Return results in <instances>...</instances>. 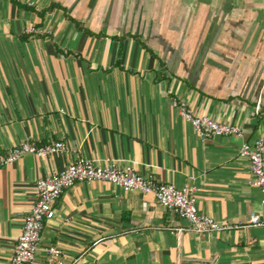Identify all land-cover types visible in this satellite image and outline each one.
<instances>
[{
    "label": "crops",
    "instance_id": "obj_1",
    "mask_svg": "<svg viewBox=\"0 0 264 264\" xmlns=\"http://www.w3.org/2000/svg\"><path fill=\"white\" fill-rule=\"evenodd\" d=\"M16 1L0 0V151L62 140L88 158L194 185L198 212L233 225L178 231L187 221L151 193L78 181L54 203L31 264H46L48 245L64 264H264V224L249 222L264 219V206L238 155L243 140L264 137V0ZM169 97L243 137H199ZM73 158L25 153L0 167V264L36 180Z\"/></svg>",
    "mask_w": 264,
    "mask_h": 264
},
{
    "label": "built area",
    "instance_id": "obj_2",
    "mask_svg": "<svg viewBox=\"0 0 264 264\" xmlns=\"http://www.w3.org/2000/svg\"><path fill=\"white\" fill-rule=\"evenodd\" d=\"M169 102L199 137L231 135L243 137V132L237 125L218 122L207 115L196 114L184 101L175 97H169ZM258 108L259 105H256L255 110ZM69 151L74 158L61 170L36 180L35 201L22 216L21 233L16 238L12 253L5 264H31L34 261L35 253L40 249L39 241L45 220L55 216L54 203L63 191L78 181L102 180L124 190L151 193L165 211L187 221V227H179L178 231L188 229L197 233H211L233 227L229 223H220L198 212L194 185L176 187L170 183L159 182L153 177L143 176L130 165L119 166L113 160L105 159L100 162L88 158L81 155L77 145H69L62 140L39 144L34 138L24 139L17 145L0 151V167L15 162L25 153L43 157ZM238 155L248 161L250 183L258 188L261 194L260 202L264 206V137L252 142L243 140L238 147ZM249 222L261 225L264 224V219L259 214L251 213ZM41 250L45 255L46 264H64L65 255L58 246L48 245Z\"/></svg>",
    "mask_w": 264,
    "mask_h": 264
},
{
    "label": "trees",
    "instance_id": "obj_3",
    "mask_svg": "<svg viewBox=\"0 0 264 264\" xmlns=\"http://www.w3.org/2000/svg\"><path fill=\"white\" fill-rule=\"evenodd\" d=\"M13 3H15V4H17V5H21L20 3H18L16 0H11ZM23 7H25V8H28V9H32L31 7H29V6H26V5H22ZM39 14H42V11H40V13ZM76 26L78 27V28H81L80 26H78V23H76Z\"/></svg>",
    "mask_w": 264,
    "mask_h": 264
}]
</instances>
